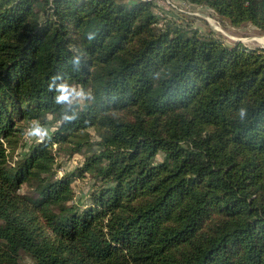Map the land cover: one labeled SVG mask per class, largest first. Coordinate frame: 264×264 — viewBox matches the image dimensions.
<instances>
[{"label":"trees","instance_id":"1","mask_svg":"<svg viewBox=\"0 0 264 264\" xmlns=\"http://www.w3.org/2000/svg\"><path fill=\"white\" fill-rule=\"evenodd\" d=\"M187 1L264 32V0ZM144 10L119 0H0V139L16 145L14 115L41 111L60 121L62 143L67 129L91 128L99 141L74 133L68 142L85 149L82 171L103 162L97 175L110 185L95 202L142 196L91 232L89 216L68 204L67 176H41L54 163L48 144L9 165L0 142V264H264V49L170 22L160 31ZM55 76L88 87L91 102L56 104ZM22 184L32 190L26 201L16 194ZM19 200L54 240L34 233ZM174 202L176 223L163 226ZM216 210L224 222L181 248Z\"/></svg>","mask_w":264,"mask_h":264},{"label":"rangeland","instance_id":"2","mask_svg":"<svg viewBox=\"0 0 264 264\" xmlns=\"http://www.w3.org/2000/svg\"><path fill=\"white\" fill-rule=\"evenodd\" d=\"M78 4H82L85 0H77ZM125 4H145L146 10L141 14L142 18L145 14H150L154 19L150 24V27L157 28L162 31L166 25L175 23L179 26L195 29L203 34H213L215 38L219 39L226 46H233L235 43L242 44L247 49H264V32H261L258 28L250 23L243 22L239 25H231V23L220 16L207 4L200 3L194 4L187 0H119ZM147 15L146 17L150 16ZM150 16V17H151ZM65 82L61 79L60 83ZM72 86L82 87L80 84H75L66 81ZM59 83V84H60ZM83 88V87H82ZM84 89V88H83ZM85 92L90 93V89L85 88ZM91 102L90 99L84 101H74L71 105L63 104L66 108H73L75 110H81L86 102ZM118 113V112H117ZM120 114V113H119ZM121 113L120 115H123ZM32 120H39L40 124L49 130L48 137L45 138L43 143H38L36 138L25 139L23 133L29 126ZM15 129L20 131V137L17 144L14 145V141H10L11 148L7 147L6 141L0 139V142L4 144L6 150L7 162L9 165L14 164L16 161L22 159L26 154L28 148L32 144H48V150L54 157V163L52 165V171L48 174H42L41 176L48 177L51 180L56 178H62L67 176L69 181V187L72 190V198L68 204L73 205L78 209L82 215L87 214L89 216V226L91 232L99 229L100 225H103L108 220L111 214H121L131 212L130 209L141 203L142 196L139 194L132 197L130 194L123 191L121 192L118 203L106 208L95 202L94 196L104 192V188L107 186V182L104 181L101 175H97L98 170L103 166V162H96L88 169L82 171L83 163L85 160V149L81 151H73L76 145L72 147L68 140H71L73 144L74 133L78 134L80 138H83L85 134H88V140L91 142L99 141V138L95 130L91 128H70L67 129L66 142L62 143L61 139L55 132L60 125L59 120H55L54 116L49 112L41 111L40 117L37 119H30L28 117L22 118L20 115H14ZM98 152V146H93ZM161 156L156 157L155 162L161 161ZM110 185V184H108ZM32 190L25 184H22L20 188H17L16 194L23 198L24 201L31 198ZM254 197V196H253ZM180 202V201H179ZM179 202H174L166 209L168 215L163 217V226L176 223V213L179 210ZM27 205L31 206L27 203ZM18 212L32 218L31 226L34 233L41 238H49L54 240L55 236L52 235L51 226L44 219L39 211H33L27 206L23 205L20 200L16 204ZM219 212L212 211L209 215L205 216L204 222L194 233L193 237L185 242L181 248L188 247L191 242L200 240V237L212 232L213 229H217L219 224L224 222ZM83 234V232H82ZM48 252H52L49 248ZM26 264H32L28 258L23 259Z\"/></svg>","mask_w":264,"mask_h":264},{"label":"clouds","instance_id":"3","mask_svg":"<svg viewBox=\"0 0 264 264\" xmlns=\"http://www.w3.org/2000/svg\"><path fill=\"white\" fill-rule=\"evenodd\" d=\"M88 39H94V34H89ZM80 59L79 57H75L73 59L74 65H79ZM53 81L62 79L60 76H55L52 78ZM53 87L55 88V92L57 93L55 96L56 104H68L71 105L74 101H84L86 99H90V93L84 91L82 87L72 86L66 81L60 84H50L49 91H52ZM238 116L241 120H243L247 115V109L244 107H240L238 109ZM66 121H71L75 119V114L73 116L65 115L63 117ZM25 139L36 138L38 143H43L45 138L49 135V130L42 126L39 120H32L29 123V126L25 129L23 133Z\"/></svg>","mask_w":264,"mask_h":264}]
</instances>
